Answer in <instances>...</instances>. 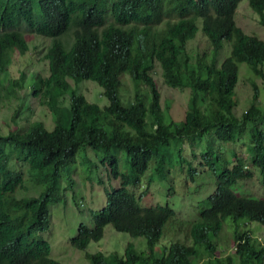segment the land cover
<instances>
[{
	"label": "trees",
	"instance_id": "obj_1",
	"mask_svg": "<svg viewBox=\"0 0 264 264\" xmlns=\"http://www.w3.org/2000/svg\"><path fill=\"white\" fill-rule=\"evenodd\" d=\"M240 1L0 0V109L12 98L18 100L13 114L18 122L16 116L32 114V102L37 101L48 107L54 121L52 129L41 120H25L7 131L0 126V264H64L51 257V245L42 233L51 225V198L59 194L63 178H70L82 149L106 153L102 159L119 185L106 192L107 204L92 212L93 224L79 225L71 239L78 249L100 240L108 224L145 236L154 249L176 211L169 204L142 205L129 186L141 183L158 156L154 168L166 177L167 160L160 152L173 141L183 145L213 134L219 141L235 142L255 121L250 158L264 184V109L253 105L241 117L235 113L239 63H248L264 79V70L259 69L264 63V40L237 24ZM248 2L264 25V0ZM200 20L212 53L193 56L188 43L196 37ZM26 32L51 39L43 55L49 74L35 73L30 85L25 84L26 71L9 79L14 53L30 49ZM225 42L230 44V55L219 64L216 56ZM157 63L166 84L191 91L183 120L172 117L171 101L162 103L153 76ZM123 75L131 78L132 100L124 96ZM85 80L103 88L107 104L77 92L72 81ZM254 86L257 100L258 86ZM119 152L127 153V173L121 170ZM204 158L208 163L214 156L208 152ZM234 161L231 167H220L216 188L198 203L196 217L181 224L182 230L187 225L191 243L176 240L163 248L161 256L151 253L147 258L129 244L124 255L88 253L91 263L264 264V244L239 224L244 218L264 225V198L233 189L240 179L254 174L236 154ZM26 181L37 194L17 196ZM227 217L235 222V251L216 256L218 242L213 238L222 233Z\"/></svg>",
	"mask_w": 264,
	"mask_h": 264
},
{
	"label": "rangeland",
	"instance_id": "obj_2",
	"mask_svg": "<svg viewBox=\"0 0 264 264\" xmlns=\"http://www.w3.org/2000/svg\"><path fill=\"white\" fill-rule=\"evenodd\" d=\"M260 19L259 13L249 5L248 0L240 1L235 15L237 24L247 34L258 35L264 40V25ZM199 27L196 37L188 43V50L193 56L204 51H207L208 54L212 53V46L207 36L202 32L201 20ZM25 36L30 49L25 54H20L17 51L14 53L13 63L9 69V79L18 78L21 72L26 71L28 80L25 84L30 85L35 73L49 74L48 63L43 60V55L51 43V39L29 32H26ZM230 49V44L225 42L223 49L216 56L219 64L230 55ZM212 55L214 56V54ZM261 68L264 70V63L259 69ZM153 76L161 92L162 103L171 101L170 113L172 117L177 121L183 120L188 108L190 89L171 87L166 84L159 63L156 64ZM123 80L127 88L124 90V96L127 100H132L133 84L131 78L129 75H123ZM72 83L77 92L84 93L90 101L100 105L108 103V99L103 95V88L95 81L85 80L77 84L72 81ZM254 83L258 86L259 97L257 100ZM236 100L235 113L239 117L253 105L264 109V79L245 62L239 63ZM18 103V100L12 98L1 107L0 126L3 130L7 131L16 127L17 124L23 125L25 120H41L49 129L54 127L50 110L37 101L32 102L34 110L32 114L27 111L22 117L19 113L16 116L18 122H15L13 114L18 108ZM27 114L28 119H25ZM260 121L258 120V122ZM254 122H249L247 131L240 135V139L235 142L219 141L213 134H206L203 139H192L183 145L173 141L167 149L164 148L160 152V154H165L167 160L166 177L154 168L156 167V159H160L158 156L151 162L141 183L138 186H129L130 190L141 199L142 205L169 204L176 211V217L168 222L164 234L152 250H150L145 236H133L128 232L119 231L112 224L105 227L104 235L100 240L91 241L87 248L78 249L72 245L71 239L77 234L79 225L81 223L92 225V212L103 208L107 204L106 192L119 185L118 179L109 176L107 161L102 159V156L107 155L106 153L96 152L90 148L80 150L78 160L70 171V178H63L59 194L51 198L49 205L51 225L46 232L42 233V236L51 245V257L64 264H92L87 257L88 253L101 251L106 255L113 252L124 255L129 244H133L138 253L147 258L151 253L155 257L161 256L163 248L170 246L176 240L180 239L182 242L191 243V239L186 238L187 225L183 226V230L180 226L184 220H191L196 217L198 203L216 188V173L221 171L220 167L223 168L225 165L231 167L235 162V154L254 174L251 178L240 179L233 189L244 196L264 198V184L261 181L260 171L250 158V137L252 128L256 124ZM208 152H211L214 158L205 163L204 156ZM119 155L121 156V170L125 173L129 172V163L125 158L127 153L119 152ZM219 155L221 159H217ZM210 162H213L214 165H211ZM21 169L28 177L27 165H23ZM191 172H193V177L190 176ZM27 180L31 181L30 178ZM28 181H26L25 187L18 190L17 196L37 194L36 191L29 188L30 183ZM71 181L74 184L69 186ZM44 187L42 184L40 191ZM239 224L243 228L251 230L260 244H264L263 224L247 221L244 218L239 220ZM234 227L233 218L227 217L222 233L213 238L214 242L215 240L218 242H215L218 245L216 256L234 254ZM204 259L206 258L200 260ZM147 262H152V259L147 260Z\"/></svg>",
	"mask_w": 264,
	"mask_h": 264
}]
</instances>
